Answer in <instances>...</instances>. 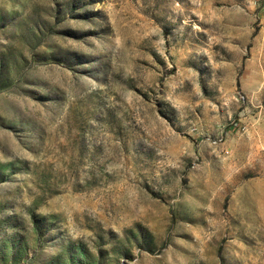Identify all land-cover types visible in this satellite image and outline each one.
Listing matches in <instances>:
<instances>
[{
  "label": "rangeland",
  "instance_id": "374dc122",
  "mask_svg": "<svg viewBox=\"0 0 264 264\" xmlns=\"http://www.w3.org/2000/svg\"><path fill=\"white\" fill-rule=\"evenodd\" d=\"M0 264H264V0H0Z\"/></svg>",
  "mask_w": 264,
  "mask_h": 264
}]
</instances>
